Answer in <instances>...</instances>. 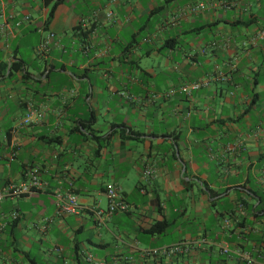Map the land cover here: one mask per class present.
<instances>
[{
    "label": "crops",
    "instance_id": "1",
    "mask_svg": "<svg viewBox=\"0 0 264 264\" xmlns=\"http://www.w3.org/2000/svg\"><path fill=\"white\" fill-rule=\"evenodd\" d=\"M49 1L0 0V190L44 185L1 204L0 264H264V0H64L46 26ZM111 185L130 210L98 226Z\"/></svg>",
    "mask_w": 264,
    "mask_h": 264
},
{
    "label": "built area",
    "instance_id": "2",
    "mask_svg": "<svg viewBox=\"0 0 264 264\" xmlns=\"http://www.w3.org/2000/svg\"><path fill=\"white\" fill-rule=\"evenodd\" d=\"M113 2H119L121 0H112ZM208 6L207 2L200 1L195 4H190L188 6L189 10L199 11L204 10ZM31 18L30 14H27L24 17V20L27 21ZM84 23V22H83ZM20 24V23H18ZM44 31L46 30L43 27ZM54 31L48 30L46 36L42 39L40 45L38 46L37 52L40 54L47 53L50 48L52 42L55 40ZM260 39H264V27L251 39V43L257 44ZM217 45L216 42L212 43V46ZM202 51H205L203 49ZM208 83L207 80H197L192 82L189 85H185L181 87V90L190 94L192 90L199 89L202 86ZM39 115L40 113L36 111V109H30L24 118L23 122L30 123L35 115ZM155 169L152 166L146 167L144 169V177L151 178L154 176ZM44 187L43 182L39 176V170L34 169L30 172V181L24 182L21 184H17L14 182L8 183L2 190H0V206L5 199L10 198H19L22 196L30 195L38 190H41ZM57 196V209L56 215L62 216L65 214H77L83 208V205L78 197V195L74 193H62L58 192ZM107 197H108V206L106 208L94 207L91 208L96 224L98 226H103L106 224L107 220L115 213L118 212H127L130 210V204L124 199L121 189L116 185H111L107 188ZM20 217L19 211L14 210L10 214H8L6 220H17ZM52 220V219H48ZM6 222L0 225V230L4 228ZM228 248L226 249V251ZM190 251V242L180 241L171 245H163L159 247L149 248L144 251V254L150 256H176L181 253H187ZM237 255L239 258L248 264L253 263V258L246 251L241 249H237Z\"/></svg>",
    "mask_w": 264,
    "mask_h": 264
},
{
    "label": "trees",
    "instance_id": "3",
    "mask_svg": "<svg viewBox=\"0 0 264 264\" xmlns=\"http://www.w3.org/2000/svg\"><path fill=\"white\" fill-rule=\"evenodd\" d=\"M64 0H56L55 2H51V0L48 2L49 4H51L49 12H48V16L46 19V26L49 25L50 21L52 20V18L54 17V13L58 7V5L63 2ZM166 226L165 222H159L157 223L154 228L152 230H158V231H162L164 229V227Z\"/></svg>",
    "mask_w": 264,
    "mask_h": 264
}]
</instances>
